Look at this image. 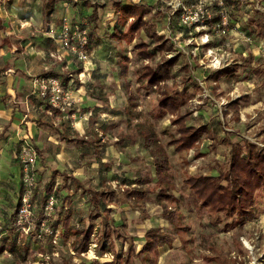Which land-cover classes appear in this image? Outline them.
Here are the masks:
<instances>
[{"label":"rangeland","instance_id":"1","mask_svg":"<svg viewBox=\"0 0 264 264\" xmlns=\"http://www.w3.org/2000/svg\"><path fill=\"white\" fill-rule=\"evenodd\" d=\"M9 1L11 3L12 0ZM115 1L123 5L139 2L147 9L146 17L158 22L156 26L159 34L165 35L174 47L168 56L179 55L173 68L174 77L168 83H172L179 90L187 91L188 95L192 93L181 107L182 113L189 112L186 124L203 125L210 131L209 135L202 134L203 138L196 149L175 153L172 147H166L170 178L175 185L173 193L180 197L177 212L184 231H177L161 216V208L155 199L154 169L136 129V124L141 121L149 123L160 142L165 144L171 136H176L175 127L170 124L172 116L159 112L155 86L148 89L137 86L136 70L140 65L148 63V60L134 56L132 49L135 40L129 44L121 42L118 45V49L123 50L120 54L127 55L129 59L127 74L119 76L115 71L117 64L110 55L117 49V44L116 40L108 37L115 24L112 6ZM210 1L60 0L57 19L66 15L69 21H85L92 5L97 11V38L94 36L93 40L90 39L88 46L90 64L80 65L57 42L46 34L41 35V27L50 15H45L42 10L46 0H18V5L27 7L26 10L19 11L33 13L35 22L36 17L38 20L44 18V23L42 26L20 27L21 37L12 40L13 46L9 45L10 54L12 57L21 58L24 43H28L27 49L31 51L44 52V57L49 59L44 62V71L48 73L49 70L54 71L57 68L68 72L71 81L68 80L69 83L65 84L72 91L75 101L65 112L48 113L47 104L40 105L30 82L26 83L30 86H25L32 92L30 98L33 97V100L30 104L15 102V98L9 101L12 97L4 96V99L7 98L4 107L6 116L12 114L28 120L32 119L30 116L37 117L40 121L50 122L56 129L45 125L40 126V129L34 126L33 136L30 137L28 129L24 128L25 135L22 134L17 142H12V150L18 151L15 166L19 169L22 145L28 144L35 152V159L31 157L30 162L35 179L32 203L35 205L37 218L40 216V197L44 196L46 184L55 176L54 205L59 208L55 209V216L50 217L49 221L56 223L59 228L62 218L70 213L71 223L79 227V219H82L87 209L85 197L81 189L72 188L74 191L71 201L68 202L60 175L72 174L85 186L107 187L115 192L110 204L111 215L116 219L115 224L121 222L125 225L127 234L133 238L131 241L135 251L143 243V234L147 227H159L170 234L172 242L159 249L157 264H219L220 259L225 264H264L263 192H257L256 214L253 218L244 220L242 224H235L232 219L217 223L207 209L198 208L197 199L180 182L184 174L216 175V167L224 163L230 147L226 139L240 145L247 140L264 151V37L254 36L250 32L248 34L247 31L250 27L249 17L256 18L261 14L264 16V0H237L239 4L236 8H224L222 27L209 30L204 25L202 13L207 14L203 11L206 6H210ZM8 4L7 0L0 4L3 14ZM179 7L184 13L183 16L180 13L178 18L175 10ZM207 9L211 12V8ZM57 23L59 25V20ZM167 24L169 27H166ZM91 27L90 24L89 28ZM142 38L151 44L144 36ZM2 49H5V45ZM51 52L59 53L60 59L51 57ZM15 58L11 61L14 62ZM59 62L60 67L57 65ZM183 64H188V72L180 68ZM93 65V73H96L93 83L105 85L102 91L94 90L100 100L92 99L89 95L90 85L85 81L90 77L83 82L77 78L79 67ZM228 66L235 67L233 74L222 76L216 84L209 81L207 76L210 71ZM9 67L12 65L9 64ZM4 77L5 74L0 76ZM192 82H196L201 91L192 89ZM126 87L133 92L136 104L131 114L125 111L128 104L124 92ZM89 128H94L96 134L90 133ZM58 133H63L61 135L67 137L66 140L61 139ZM80 138L83 139L82 142ZM14 175V194L10 196L4 192L3 196L6 205L2 211L7 215L13 209L15 199L19 197L16 193L20 192V170L18 175ZM145 177L150 179L143 185L150 189L145 198L147 219L142 218L139 210L131 208L121 196L124 184L133 186L137 178ZM68 183L71 184L70 181ZM225 223H230L231 227H225ZM47 225L52 228L50 223ZM99 225V221L95 220L96 229H99ZM45 227L40 229V237L35 233L20 236L17 232L9 238L0 236V244L3 242L0 246V264H79L81 261L98 259L101 262L113 259L112 252L101 250L96 235L90 239L87 250L77 252L73 246V236L62 240L59 237L62 230L59 228V235L54 243L52 237H49L51 235L45 232ZM4 243L8 244L7 248H2ZM21 243H26V249H23L25 245ZM113 246L115 252H121L122 259H129L131 264H147L130 255L129 240L123 242L113 238Z\"/></svg>","mask_w":264,"mask_h":264},{"label":"trees","instance_id":"2","mask_svg":"<svg viewBox=\"0 0 264 264\" xmlns=\"http://www.w3.org/2000/svg\"><path fill=\"white\" fill-rule=\"evenodd\" d=\"M113 3L115 24L108 37L109 39L116 40L117 49L110 56L117 58L118 74L120 76L127 74L129 62L127 55L120 54L123 50L118 49V45L121 42L129 44L135 40L132 49L134 56L148 60V63L140 65L136 70L135 81L137 86L143 89L155 86V92L157 93L156 105L159 112L168 113L172 116L170 124L174 125L176 136H171L165 144L160 142L158 135L149 123L141 121L136 124V129L142 146L150 157L154 169L155 199L161 208V216L170 222L177 231H184L185 228L181 226L180 216L177 212V203H179L180 197L173 193L175 185L170 178L169 158L166 147H172L175 153L186 152L191 148L196 149L203 138L202 134L209 135L210 131L203 125L193 126L186 124L189 112L184 111L182 113L181 107L189 99L187 96H191L192 93L188 95L187 91L179 90L177 87H173L172 83H168L174 77L173 68L179 55L168 56L169 52L174 50V47L165 35L159 34L156 26L158 22H154L151 18L146 17L147 9L139 2H132L126 5H123L119 1ZM238 4L237 0H211L210 6H206L205 11H203L207 14L202 13L204 25L209 30L211 28L220 29L225 14L224 8H236ZM207 8H211V12ZM182 11L181 7L175 10L178 18ZM96 20V10L93 9L85 19L89 43L91 32L96 28ZM248 22L250 25L247 28L248 34L250 32L254 36L264 37V16L262 14L256 18L249 17ZM90 24L92 25L91 29L89 28ZM168 24L166 27H169ZM0 28H3L1 20ZM142 36L151 41V44H148ZM2 44L3 42L1 41L0 46ZM180 68L184 72L189 71L188 64H183ZM234 70L235 67L231 68L229 66L213 70L208 73L207 78L210 82L216 84L222 76L231 75ZM56 76L62 77V82L64 83L69 80L68 72L61 75L56 74ZM191 84L192 89L201 91V87L196 82H192ZM125 89L128 101L125 111L131 114L132 108L136 105L134 103V94L128 87ZM90 94L99 99V95L95 92L90 91ZM47 107L58 111L48 104ZM88 131L96 134L94 128H89ZM62 138L66 140V137L63 135ZM79 140L83 141L81 138ZM226 141L230 147L224 163L216 167V175L184 174L180 182L197 199L198 208L207 209L214 217L215 222L219 223L232 219L235 221V224H242L244 220L251 219L256 214L255 198L257 192L261 191L264 193V151H261L255 144L247 140L243 141L242 145L233 143L228 139ZM60 175L62 176L63 187L66 189L65 199L70 202L72 192L76 189H81L87 203V209L84 217L79 219V227L71 223L70 213L65 215L62 218V232L59 237L65 240L69 236H73L74 249L80 252L88 249L90 239L96 235V240L100 242L101 250L113 253V259L111 260L100 262L98 259H95L90 262L81 261L79 264H131L129 259H122L121 252H115L113 238L123 240V242L129 240L128 252L131 256L134 255L147 264L158 263L159 249L164 245H170L172 242L169 233L163 232L159 227L146 229L143 235V243L139 250L135 251L131 241L133 238L127 234L125 225L122 223L120 225L115 224V219L110 214V204L115 197V192L107 187H85L80 180L70 174L61 173ZM149 180L147 177L137 178L133 186L124 184L121 193L124 201L131 208H137L143 215V218L148 217L145 198L150 193V189L143 185L147 184ZM54 187L55 176L46 184L44 196L40 197V219H42L43 207L47 199L55 194ZM72 188L74 189L73 191ZM19 205L18 200L17 208ZM52 216H55V209ZM49 220L48 222L55 229L56 223L52 224ZM95 220H98L100 223L99 229H94ZM224 226L231 227L230 223H225ZM13 231L17 232L14 226ZM17 233L20 234L19 232ZM49 237L51 238V236ZM21 244L25 245L26 243ZM23 249H26V245ZM10 250L13 251L14 249ZM219 264H225V262L220 259Z\"/></svg>","mask_w":264,"mask_h":264},{"label":"crops","instance_id":"3","mask_svg":"<svg viewBox=\"0 0 264 264\" xmlns=\"http://www.w3.org/2000/svg\"><path fill=\"white\" fill-rule=\"evenodd\" d=\"M2 2H4V0H0V4ZM7 2L9 4L6 7L5 14H3V12L0 9V20L2 21V26H3V28H0V43H1V41L3 42V44L0 46V65L2 64L0 66V76L2 74H5L4 78H0V112H2V114H0V162H1V164H0V228H1L0 236L5 235V236H7V238H9L11 236H14L13 235L14 234L13 220H14V217L16 214L17 202L19 200V197H20V194L22 191L21 171H20V175H19L20 192L18 191L16 193V195L19 197L17 199H15V203H13V209L11 211H8L9 215H7L6 213H3L2 209L5 208V205H6V202L3 199V196L5 195V193H7L10 196H12L14 194L13 192L15 191V188L13 186L15 184V179L13 177V174L18 175L19 170H20L18 168V166H15V163H17L16 161L18 160V151L12 150V142H17V140L21 139L22 134L25 135V129L24 128L28 129V135L30 137L33 136L32 129H34V126H35V128H39V129H40V126H44V125L52 128V129H54V128L50 122L48 123L46 121H40L39 118H37V117L30 116L32 119L28 120V119H24V117H22V118L21 117H15L12 114L10 116H6L5 112L7 113V111H5L6 109L4 107L6 106L5 101L7 100V98L4 99V96L8 95V97H12L9 99V101H11V99L13 100L15 98L14 99L15 102H21L22 104H25V103L30 104V102L33 100L32 99L33 97L30 98V96L32 95L31 89L29 90L28 88L26 89V87H25V86H30V85H26L27 82L31 83L32 90H33V92H35V90L33 89V83H32V81L35 77H42V76H46V75L56 76V74L61 75V74H64L66 72H62V71H60V69H57V68H54V71L49 70L48 73L45 72L44 70H46V69H44L45 68L44 66L46 65V63H44V62L48 61L49 59H46L44 57V55H43L44 52L40 51V53H39V52L31 51L30 49H27L28 43L27 44L24 43V47L21 49L20 55L23 54V56H21V58L12 57V55L9 52V51H11V49L9 47L13 46L14 40H18V38L21 37L19 35L20 34L19 33L20 27L23 28V26H38V25L42 26V23H44V18L41 20H38L39 18L36 17V22H35L34 16L32 15L33 13L28 11V13L26 14L24 11H23V13L21 11H19L20 9L26 10L27 7L26 6L22 7L21 5H18V0L17 1L12 0L11 3L9 0H7ZM59 2H60V0H58V1L46 0L42 10L44 11L45 15H47V14H50V15L47 17V20L45 21L44 25L41 27V35L45 36V33L43 31L45 30L47 25L52 24L55 26L58 24L57 22L59 19H57L58 18L57 15L60 13L59 12L60 11V9H59L60 3ZM93 9H95V7L92 5L90 7V13L92 12ZM96 14H97V11H96ZM87 16H86V18H87ZM113 21H115V18H113ZM95 31H96V28L93 32H91V35H90L91 40L94 39V36H95V38H97ZM4 45H5V49H2V47ZM2 54H4V57H2ZM9 55H11V56H9ZM112 57L113 56H111V58ZM13 58H15L14 62L11 61V59H13ZM113 58L115 59V62H116L117 58L116 57H113ZM25 59L27 61L24 62ZM63 59H64V55H63ZM9 64L12 65V67H9ZM116 64H117V62H116ZM57 65H59V67H60L61 63L59 62ZM78 69L80 70V67ZM90 69H91L90 70L91 76L85 82L88 81V84L90 85L89 95L93 97L92 99L96 100L97 98L95 96H93L92 94H90V91L94 92V90L96 91L97 89L102 91L103 88L105 87V85H103V83H98L96 85L93 83L95 76H96V73H93L94 65L91 66ZM115 71H117V69ZM117 73H118V71H117ZM56 77L63 80V78L60 76H56ZM69 81H71V79ZM69 81L67 80L65 83H69ZM80 84H82V83H80ZM124 92H126L125 88H124ZM89 95H88V97H90ZM125 95H126V93H125ZM36 97H37V99H38L37 101L40 103V105L45 103L42 99H40L37 96V94H36ZM97 100H99V99H97ZM126 100H127V98H126ZM127 103H128V101H127ZM42 106H44V105H42ZM127 106H128V104H127ZM46 108L49 110V112L47 111L48 113H50V111L53 113L58 112L55 109L51 110V108L47 107V105H46ZM54 130H56V129H54ZM58 134L61 137V139H63L62 135H61L63 133H61V134L58 133ZM39 140L40 139H38V141ZM35 144H37L36 141H35ZM70 175H72V174H70ZM72 176L76 177L75 175H72ZM76 178L78 180H80L78 177H76ZM80 182H81V180H80ZM81 183L84 185L83 182H81ZM85 187H88V186H85ZM6 189H8V190L5 191ZM56 208L58 209L59 207L56 206L55 209ZM145 219H147V218H145ZM115 222H116V219H115ZM120 223L121 222H119V224ZM99 227H100V225H99ZM56 228H57V226H56ZM59 228H61V230H62V227H59ZM59 228H57V229L59 230ZM147 228H151V227H147ZM10 229H12V232L11 231L9 232ZM94 229H96L95 226H94ZM1 244H0V246H1ZM7 247H8V244L6 243L4 245V247H2V248H7Z\"/></svg>","mask_w":264,"mask_h":264},{"label":"built area","instance_id":"4","mask_svg":"<svg viewBox=\"0 0 264 264\" xmlns=\"http://www.w3.org/2000/svg\"><path fill=\"white\" fill-rule=\"evenodd\" d=\"M183 13L184 11L181 12L182 16ZM45 34L57 42L62 49L67 51L68 54L70 53L74 56L80 65L90 64V55L88 53L89 35L84 20L77 19L69 21L68 17L63 15L60 17L59 25L57 27L47 25ZM49 55L60 59V55L57 52H51ZM81 68L80 71L77 72V78L79 81L83 82L86 78L91 76L90 66H84ZM32 83L37 96L58 111L65 112L73 106L75 101L72 91L60 78L53 75H46L35 77ZM31 157L35 159L34 150H32L28 144H23L19 155L21 163L22 191L19 197L20 205L17 208L13 220V226L15 231L19 232L21 235L35 233L38 237L42 234L40 229L46 226L44 229L45 232H48L52 237V241L56 243V237H58L59 230L57 228H49L47 225V223H49L48 219L53 215L56 207L54 205V196L52 195L47 199L43 207L42 219H40V217L37 218V211L34 209L35 205L32 203L35 179L33 173L34 169L30 162ZM44 257H47V255Z\"/></svg>","mask_w":264,"mask_h":264}]
</instances>
